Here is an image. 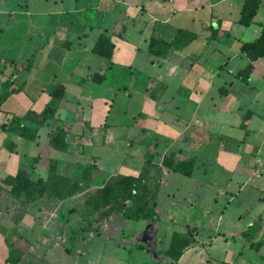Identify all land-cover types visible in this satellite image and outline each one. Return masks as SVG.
Instances as JSON below:
<instances>
[{
  "label": "crops",
  "instance_id": "1",
  "mask_svg": "<svg viewBox=\"0 0 264 264\" xmlns=\"http://www.w3.org/2000/svg\"><path fill=\"white\" fill-rule=\"evenodd\" d=\"M10 1L3 0L6 10L0 18V90L8 79L14 90L1 106L0 172L5 175L0 185L7 176L29 169L31 179L40 177L47 184L64 178L68 183L77 181L80 189L101 188L112 177H136L144 162L152 159L160 168L156 208L159 219L148 222L147 227L153 229L162 221L159 190L167 177L180 175L162 165L165 159L176 164L186 155L195 158L192 176H183L194 181L199 159H203L198 152L212 146V170L218 169L228 177L219 179L224 182L220 189L224 195L226 187L236 179L240 182L241 177L253 175L264 182V97H259L261 91L257 90L264 82V58L252 63L254 70L242 83L235 78L239 70L226 72L228 58L216 67L212 65L210 74L197 64L203 56L194 55V42L201 38L208 42L218 39L224 48L239 52L242 43L257 39L264 26V0L249 27L238 24L242 0H95L93 4L90 0ZM120 4L124 9L118 8ZM214 19L220 21L224 35L209 40L208 27ZM156 22L188 30L197 38L184 50L172 49L156 58L148 53V40ZM235 24L241 27L238 35L233 33ZM100 34L108 36L114 45L109 61L92 52ZM142 50L146 52L144 65L137 66ZM95 75L103 76L100 84L92 80ZM180 76V87L174 92L178 96L165 98L171 80ZM213 82L217 83L214 95L208 97ZM54 86H62L64 94L56 102L55 116L38 128L33 142L1 129L13 116L23 117L29 111L41 113L51 101L49 92ZM56 129L65 131L69 150H49L55 171L43 174L31 160L39 155L41 146L48 148L50 135ZM256 134L258 137H254ZM56 152L60 154L56 156ZM108 154L114 160L110 170L105 164ZM203 165L200 167L205 176L208 170ZM86 167H96L91 180H74L76 173ZM214 181L196 183L205 182L200 189L207 190ZM258 189L264 195V183ZM82 195L81 190L65 198L53 187L44 196L19 206L22 211H18L13 224L0 222L9 239L20 235L29 242L23 262L25 256H29V262L35 258L34 246L53 244L55 232L67 225L64 214ZM212 200L216 203L215 198ZM259 203V213L246 227L228 234L214 231L201 243L196 239L194 219L189 220L185 232L193 229L195 242L177 262L163 253L172 234L180 232H173L167 242L156 238L158 246L152 264H264V197ZM0 209L2 214L8 211L1 205ZM189 209L194 212V203ZM203 212L204 217L210 214L208 209ZM256 219L260 230L248 241L242 232ZM259 241L262 246L256 251L251 244ZM231 242L239 244L240 250L226 249ZM200 250L207 253L204 258L197 256ZM6 258L7 248L0 237V264H6Z\"/></svg>",
  "mask_w": 264,
  "mask_h": 264
},
{
  "label": "rangeland",
  "instance_id": "2",
  "mask_svg": "<svg viewBox=\"0 0 264 264\" xmlns=\"http://www.w3.org/2000/svg\"><path fill=\"white\" fill-rule=\"evenodd\" d=\"M14 1L11 0L10 3ZM90 2L93 4L95 0H90ZM118 8L124 9L121 4ZM5 10L3 0H0V18L4 17ZM233 29V33L236 35L241 27L235 24ZM245 40L248 41L249 39ZM204 43H206V46H204ZM194 55L203 56L197 64L203 65L210 74L212 65L216 67V65L222 64L227 58L229 59V69H226V72L229 70L238 71L249 64L248 59L240 54L239 51L224 48V46L219 44L218 39L216 42H208V40H203L202 38L195 41ZM145 56L146 52L142 50L136 62L137 66L144 65ZM180 82L181 76L171 80L169 89L164 97L169 99L171 96H178L174 92L176 88L180 87ZM216 84L214 83L213 88L210 90V95H207L208 97H213ZM257 90L261 91L259 97H264V82L261 86H257ZM254 137H258V135L256 134ZM38 154L42 155L43 158L39 170L44 174L45 159L47 156L51 157V153L47 147L41 146ZM55 154L58 156L60 153L56 152ZM109 154L108 161L105 163L107 170H110L114 165V160ZM118 155L121 156L119 152ZM197 156H201L203 159H199L200 164L195 170L194 179L196 180L193 181L176 174L167 177L168 181L159 190V211L162 221L156 224L155 228L148 229L147 227L150 226L148 222L146 224L145 221H128L120 214L112 215L108 224H105L106 220L102 219L100 213L89 212L84 209V201L88 197L93 196L98 188H83L81 198L72 202L70 212L67 213L68 211H66V214H64L67 225L64 229L62 228L55 232L56 238L52 239L51 242L53 244L45 247L34 246L32 255L35 258L29 262V256H25L24 264H152L156 257L154 251L158 246L156 238L161 240L164 238L166 241L173 232H185V224H188L189 220L191 222L194 219V226H197L198 230L196 239L200 243L206 241L214 231L220 234H228L235 232L241 227H246L253 221L261 209L262 204L259 203V200L264 195L258 189V186L264 183L262 181L263 178L248 175L245 178L241 177L242 180L240 179V182L236 179L226 187V195H224V192L220 190L224 186V182L219 181V179H228V177L218 169L212 170L211 163L214 158L212 146L203 147ZM205 157L209 160L205 159ZM183 158L193 157L186 155ZM200 165H203L204 169L208 170L207 175L204 176ZM4 175L5 172H0V179ZM80 176L81 171L76 173L74 180H78ZM210 179L212 181L215 180V183L207 190L206 188L204 190L200 189V184L205 182L196 183L197 180L208 182ZM208 185L210 186V184ZM212 198L216 199V203ZM191 203H194V212L189 209ZM0 205L6 211L8 210L5 214L0 213V222L5 220L13 224L18 211H22L19 208V202L11 201L5 192L0 195ZM68 208L70 206L66 209ZM206 209H208L210 214L204 217L206 213L203 210ZM0 211L3 212L1 209ZM85 225H87V231L75 243L73 248L67 251L68 238L72 235L71 230ZM213 227L215 228L213 229ZM49 233L53 232H47L48 235ZM47 234L46 236L48 237ZM110 237L113 240H109ZM16 238V236H12L10 239L14 241ZM135 244L143 245L145 248H137ZM226 249L237 252L240 250V245L237 243L232 244L231 242ZM222 250L223 248L219 249V251ZM197 254L198 257L203 256L202 258H204L207 253L200 250Z\"/></svg>",
  "mask_w": 264,
  "mask_h": 264
},
{
  "label": "trees",
  "instance_id": "3",
  "mask_svg": "<svg viewBox=\"0 0 264 264\" xmlns=\"http://www.w3.org/2000/svg\"><path fill=\"white\" fill-rule=\"evenodd\" d=\"M261 0H242L240 8V16L238 24L243 27H249L253 23ZM211 36L209 40H214L221 35H224L221 30V23L218 19H214L209 25ZM196 35L188 30L174 28L169 24L156 22L151 31L148 40V53L156 58L162 57L170 50H184L189 47L195 40ZM114 45L110 38L105 34H100L95 41L92 52L109 61L112 57ZM240 52L249 60V64L240 69L235 78L242 83H246L254 67L253 62L264 58V26L261 28L260 35L257 39L249 43H242ZM92 80L100 84L103 80L102 75H95ZM13 82L6 80L0 90V113L1 106L6 100L14 94L12 89ZM50 103L39 114L27 112L23 117L13 116L7 125H2L1 129L10 134L18 133L24 140L33 142L36 137V132L47 120L52 119L56 113V102L59 101L63 94L62 86H54L50 89ZM34 124L35 128H30L29 125ZM44 149V148H43ZM48 150H57L67 152L69 144L66 142V133L63 129H56L50 135L48 142ZM44 152V150H43ZM42 155L31 160L32 165L40 166L42 164ZM45 164V172L53 173L55 171V162L50 156H47ZM195 158H183L178 163L173 164L171 159L163 160L162 165L174 173H178L184 177H191L194 170ZM34 167H31L33 170ZM96 167H86L82 170L80 180L90 181L92 171ZM29 169H20L15 176H7L1 181V193H7L10 200L13 199L19 202L20 206L28 204L47 194L56 188L59 194L65 198L73 196L76 192H80L77 181L67 182L64 178H59L56 184L45 183L44 180L38 177L36 180L31 179ZM160 183V168L153 164L152 159L144 162L139 174L134 176H116L108 179L101 188L95 191L93 196L88 197L84 201V209L100 213L103 220L109 219L114 214H120L123 218L132 222L145 221L155 223L159 216L157 208V193ZM89 209V210H88ZM85 226H80L77 229H72V235L68 238L67 251H70L75 243L87 231ZM260 230L259 220H255L248 228L242 232V236L248 241L255 238ZM195 231L188 230L185 233H173L167 250L163 255L173 262H177L184 251L189 248L194 242ZM0 237L4 239L7 248L6 264H24L22 261L23 255L29 250V242L23 236H17L14 241L8 238V231L0 227ZM261 241L251 247L256 251L261 248Z\"/></svg>",
  "mask_w": 264,
  "mask_h": 264
}]
</instances>
